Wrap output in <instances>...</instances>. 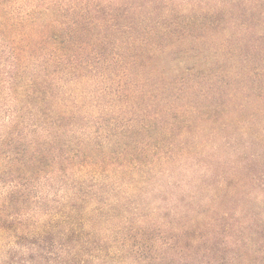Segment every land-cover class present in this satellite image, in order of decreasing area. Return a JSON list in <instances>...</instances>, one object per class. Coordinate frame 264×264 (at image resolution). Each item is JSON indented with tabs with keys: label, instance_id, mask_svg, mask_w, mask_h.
I'll use <instances>...</instances> for the list:
<instances>
[{
	"label": "trees",
	"instance_id": "16d2710c",
	"mask_svg": "<svg viewBox=\"0 0 264 264\" xmlns=\"http://www.w3.org/2000/svg\"><path fill=\"white\" fill-rule=\"evenodd\" d=\"M0 264H264V0H0Z\"/></svg>",
	"mask_w": 264,
	"mask_h": 264
}]
</instances>
